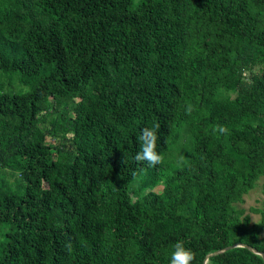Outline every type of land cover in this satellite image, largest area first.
<instances>
[{
    "label": "trees",
    "instance_id": "1",
    "mask_svg": "<svg viewBox=\"0 0 264 264\" xmlns=\"http://www.w3.org/2000/svg\"><path fill=\"white\" fill-rule=\"evenodd\" d=\"M155 123L164 162L138 164ZM261 176L264 0H0V264L264 253L234 204Z\"/></svg>",
    "mask_w": 264,
    "mask_h": 264
},
{
    "label": "clouds",
    "instance_id": "2",
    "mask_svg": "<svg viewBox=\"0 0 264 264\" xmlns=\"http://www.w3.org/2000/svg\"><path fill=\"white\" fill-rule=\"evenodd\" d=\"M186 114H191L192 108L189 105L186 108ZM160 129V124L155 123L153 127H144L138 136L140 145L139 151L134 156V160L138 164L147 163L150 167H155L164 162V156L157 151L158 135L157 131ZM212 133L219 135H228L229 129L225 125L215 124L211 129ZM69 249L71 244L67 245ZM195 259V254L191 249L184 246L183 241H177L173 246V251L170 255V264H192Z\"/></svg>",
    "mask_w": 264,
    "mask_h": 264
},
{
    "label": "rangeland",
    "instance_id": "3",
    "mask_svg": "<svg viewBox=\"0 0 264 264\" xmlns=\"http://www.w3.org/2000/svg\"><path fill=\"white\" fill-rule=\"evenodd\" d=\"M118 108L125 109L126 102H123V104L119 105ZM69 121L67 120L68 123H70ZM166 183L167 181L162 182L161 184L155 186L153 190L156 192H160ZM263 183H264V176H261L255 182L254 186L248 192L242 195L243 197L242 201L234 203L236 208L243 210V213L242 215H240V218H243L244 215H249L250 224L259 222L262 217L261 212H254L252 209H256L258 211L264 210V195L262 194V184ZM20 191H21V188L19 187L14 188L13 195L15 196V194L19 193ZM136 199L137 198L135 197V200ZM260 236L261 237L264 236V228L260 232Z\"/></svg>",
    "mask_w": 264,
    "mask_h": 264
},
{
    "label": "water",
    "instance_id": "4",
    "mask_svg": "<svg viewBox=\"0 0 264 264\" xmlns=\"http://www.w3.org/2000/svg\"><path fill=\"white\" fill-rule=\"evenodd\" d=\"M237 246H242V247H247V248H249V249H250L251 251H253L254 253H257V254L261 255V257L263 258V261H264V253H263V252L258 251V250H256L255 248H253V247H251V246H249V245L243 244V243H234V244H231V245H229V246H226L225 248H223V249H221V250H218V251H215V252H212V253L206 255V258H205L204 264H206V261H207L208 257H210L211 255H215V254H217V253H219V252H222V251H224V250H228V249H231V248H234V247H237Z\"/></svg>",
    "mask_w": 264,
    "mask_h": 264
}]
</instances>
